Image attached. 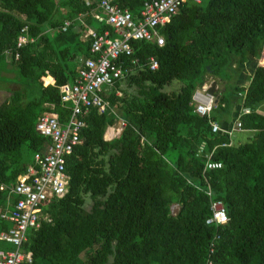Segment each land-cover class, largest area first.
<instances>
[{
	"label": "trees",
	"instance_id": "trees-1",
	"mask_svg": "<svg viewBox=\"0 0 264 264\" xmlns=\"http://www.w3.org/2000/svg\"><path fill=\"white\" fill-rule=\"evenodd\" d=\"M96 1L0 0V60L22 79L0 100V183L9 185L33 164L46 141L35 130L40 113L66 118L59 86L89 55V39L85 24L74 21L65 31L60 25L92 11ZM114 1L135 14L143 0ZM85 20L92 21L88 14ZM23 25L33 39L15 47ZM159 32L161 45L129 40L132 54L124 63L132 57L137 63L103 92L115 111L89 109L82 142L65 158L67 189L42 207L49 219L27 231L23 247L31 261L24 264H198L206 258L211 264H264V111L258 109L264 100V66L258 63L264 0H189ZM150 55L154 69L146 64ZM231 72L235 81L227 95L221 89L208 115L198 114L193 90L207 76L226 79ZM45 75L53 82L43 85ZM172 81L177 88L166 90ZM208 90L215 92L214 82ZM242 106L249 111L240 113ZM117 116L124 127L104 140ZM236 119L251 133L234 144L227 130ZM212 121L219 129H211ZM21 145L30 152L26 163H19ZM207 161L220 165L209 168ZM7 195L0 190V202ZM211 199L221 200L225 223H205ZM172 203L178 205L174 213ZM7 222L0 219V229Z\"/></svg>",
	"mask_w": 264,
	"mask_h": 264
},
{
	"label": "built area",
	"instance_id": "built-area-1",
	"mask_svg": "<svg viewBox=\"0 0 264 264\" xmlns=\"http://www.w3.org/2000/svg\"><path fill=\"white\" fill-rule=\"evenodd\" d=\"M189 0H143L139 10L133 14L127 8H121L114 0H97L95 6L87 12L97 24L108 25L98 31L93 25H87L84 37L89 39V55L81 59L75 76L71 81L63 82L59 86L60 102L68 108V114L63 121L58 119L55 112H42L36 117L35 130L46 137L42 148L33 154V164L19 174L9 185L1 182L0 190L13 195L8 212L0 213V217L11 224L0 230V241L10 244L11 248H0V264H24L31 261V252L23 247L27 239V231L36 229L41 219H49L42 207L50 200L61 197L67 189L68 174L65 172V158L76 144L82 142L81 129L85 127V116L94 107L101 113L106 109L115 111L103 92L110 93L115 80L130 73L136 65L137 58H130L124 63V57L132 54L130 39H142L163 43L160 27L176 14L179 8ZM198 2L199 0H190ZM79 13L75 18H64L60 30H67L74 21L85 24V15ZM110 29L113 35L110 34ZM26 25L19 29L15 39V47H20L32 41L26 35ZM6 54L8 50L4 51ZM14 53V58L17 57ZM262 56L258 63L263 65ZM150 69L157 67V60L150 55L146 59ZM203 85V84H202ZM200 85L191 94L194 109L200 115H208L215 105L212 94ZM116 95L120 91L114 90ZM249 108L242 106L240 113H247ZM125 121L117 116L112 124H108L103 131V139L110 140L117 136L124 127ZM211 129L217 130L216 122H211ZM240 129V121L236 119L227 130L229 136L232 131ZM219 162L207 161L206 167H218ZM209 190L207 193L209 194ZM210 214L205 223L222 224L227 220L225 209L220 199L209 202ZM212 248H209V252ZM211 264L206 258L203 263Z\"/></svg>",
	"mask_w": 264,
	"mask_h": 264
},
{
	"label": "rangeland",
	"instance_id": "rangeland-1",
	"mask_svg": "<svg viewBox=\"0 0 264 264\" xmlns=\"http://www.w3.org/2000/svg\"><path fill=\"white\" fill-rule=\"evenodd\" d=\"M75 17L76 16H74L73 18ZM85 18H86V15H85ZM261 53H262L261 60H262V63L264 64V47ZM219 70L220 72L225 70L224 66L221 67ZM240 72L241 70H238V73ZM234 73L235 72H231L228 74L229 76L227 78H230V79L219 78L217 76H212V75L207 76L202 86H204L206 90H208V85L211 82H214L215 92L208 90L212 94L213 100L215 98V94H217V92L219 93L221 89H222L221 93L227 95L230 85H232V83L235 81ZM21 85H22V79L17 76L15 68L7 64L6 61L0 60V100L2 99L4 94H6L4 96L5 98L8 97L9 93L7 92H9V90L11 91L13 89H16L18 88V86L20 87ZM177 86H178V82L172 81V83H170L168 86H165V89L169 91L170 89H176ZM224 86L226 87L224 88ZM258 109L264 111V100L260 102V104L258 105ZM250 133L251 132L249 130L240 128V129L232 131V134L230 135V139L234 144L241 143L247 140ZM20 152H21V158H19V163H26L27 161L30 160V157H31L30 152L26 149L24 145H21ZM174 153L175 151H171L172 155ZM88 206H89V199L87 198L85 201V207L87 208ZM177 206L178 205L176 203H172L170 205L171 213H174L177 210Z\"/></svg>",
	"mask_w": 264,
	"mask_h": 264
},
{
	"label": "crops",
	"instance_id": "crops-1",
	"mask_svg": "<svg viewBox=\"0 0 264 264\" xmlns=\"http://www.w3.org/2000/svg\"><path fill=\"white\" fill-rule=\"evenodd\" d=\"M90 19L92 20L91 17H90ZM92 21H93V20H92ZM92 21H91V23H87L86 20H85V29H86L87 25H94V24H95V22L93 21V22H94V23H93ZM85 29H84V32H83V37H84ZM46 77H49L50 80H46ZM40 79H41L43 85H46V84H48V83H52V82H53V77L50 76V75L42 76ZM13 199H14V196H13V195H7L6 198H5V200H4V202H3V203L0 202V213H2V212H8V210L10 209L11 202H12ZM0 219H3V218L0 217ZM4 220H5V221H8V220H6V219H3V221H4ZM8 222H9V221H8ZM8 222H7V223H8ZM9 223H10V222H9ZM0 230H1V229H0ZM2 245H4V244H3V242L0 241V247H1Z\"/></svg>",
	"mask_w": 264,
	"mask_h": 264
}]
</instances>
